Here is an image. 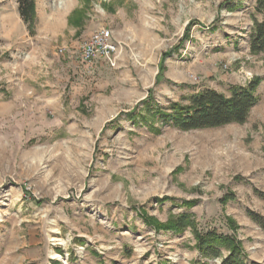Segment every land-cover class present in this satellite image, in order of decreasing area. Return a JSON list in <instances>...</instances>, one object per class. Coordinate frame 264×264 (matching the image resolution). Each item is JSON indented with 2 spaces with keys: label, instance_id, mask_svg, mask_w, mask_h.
Segmentation results:
<instances>
[{
  "label": "rangeland",
  "instance_id": "374dc122",
  "mask_svg": "<svg viewBox=\"0 0 264 264\" xmlns=\"http://www.w3.org/2000/svg\"><path fill=\"white\" fill-rule=\"evenodd\" d=\"M35 2L29 29L0 0V264H219L227 251L202 257L191 226L234 235L264 264L249 217H264L258 0ZM98 28L120 46L116 67L65 66ZM252 80L259 101L242 124L181 131L156 113L185 104V86ZM180 215L192 225L170 229Z\"/></svg>",
  "mask_w": 264,
  "mask_h": 264
},
{
  "label": "trees",
  "instance_id": "16d2710c",
  "mask_svg": "<svg viewBox=\"0 0 264 264\" xmlns=\"http://www.w3.org/2000/svg\"><path fill=\"white\" fill-rule=\"evenodd\" d=\"M17 12L29 29L35 21V0H15ZM264 7V0H258L257 10ZM249 50L252 53L264 52V21L253 20L249 34ZM257 80H252L246 86H233L230 95L214 89H203L190 95L185 104L171 103L168 112L156 111L162 123L181 130L217 128L228 124H242L245 122L249 111L258 103L255 94ZM146 103V100H144ZM150 111L147 109V112ZM264 200V193L259 194ZM250 219L264 231V217L249 212ZM192 225L189 216L180 215L171 222L170 229L182 231ZM192 227L197 248L202 257L218 258L221 250H226L227 255L221 258L219 264H257L248 263L241 256L240 244L234 235L221 234L216 230L199 231Z\"/></svg>",
  "mask_w": 264,
  "mask_h": 264
},
{
  "label": "built area",
  "instance_id": "2783aa9c",
  "mask_svg": "<svg viewBox=\"0 0 264 264\" xmlns=\"http://www.w3.org/2000/svg\"><path fill=\"white\" fill-rule=\"evenodd\" d=\"M120 55V46L112 38L110 30L98 28L80 46V62L92 66L95 62H104L115 68ZM196 80V78H193Z\"/></svg>",
  "mask_w": 264,
  "mask_h": 264
},
{
  "label": "crops",
  "instance_id": "0c3cea01",
  "mask_svg": "<svg viewBox=\"0 0 264 264\" xmlns=\"http://www.w3.org/2000/svg\"><path fill=\"white\" fill-rule=\"evenodd\" d=\"M36 3V2H35ZM40 5H41V3H40ZM82 6V4L81 3H79L78 2V7H81ZM43 7V6H42ZM35 10H36V4H35ZM16 19H17V21L18 22H21V23H23V21L21 20V18H20V16H19V14H18V12H17V15H16ZM78 53V55H80V52H77V50H73V51H68V54H66V55H62V61H63V63H64V65L65 66H67V65H69V66H67V67H70L71 69H72V71L73 70H75V69H78L80 72H81V70L80 69H85L86 71H88L89 72V70L91 69L92 70V73H91V75H96V77H97V75H99L100 73H101V71H102V69H103V67L104 66H107L104 62H95L92 66H88V65H81L82 67H80L79 66V64H80V61H78L79 60V57L80 56H78V57H75L76 56V54ZM74 57H75V59L77 60L76 62H75V60H74ZM80 68V69H79ZM90 68V69H89ZM81 73H83V72H81ZM83 75V77H84V75H85V73L84 74H82ZM193 74H190L189 75V77L190 76H192ZM83 77H80L81 79H83ZM134 83H136V82H134ZM71 85V84H70ZM63 85L62 84H60V83H58V86H57V88L60 90V91H58V93H57V97L58 98H62V96L64 95V93H65V91H63ZM67 86H65V88H66ZM206 88H209V89H214V90H216V91H218L215 87H212L211 85L210 86H198V87H196V88H192L191 86H185L184 87V89H185V91L187 90V94H186V96H185V101H186V99L190 96V95H192V94H195V93H197V92H199L200 90H203V89H206ZM82 89V88H81ZM62 90V91H61ZM219 92V91H218ZM83 93H84V91L82 90L81 91V94H80V96L82 97L83 96ZM222 93V92H221ZM225 96H229L230 95V90L229 91H227L226 93H223ZM66 96H67V93H66ZM66 96H64V97H66ZM68 96H70V95H68ZM49 101H54V100H49ZM232 124H234V123H232Z\"/></svg>",
  "mask_w": 264,
  "mask_h": 264
},
{
  "label": "bare ground",
  "instance_id": "6f19581e",
  "mask_svg": "<svg viewBox=\"0 0 264 264\" xmlns=\"http://www.w3.org/2000/svg\"><path fill=\"white\" fill-rule=\"evenodd\" d=\"M67 8V7H66Z\"/></svg>",
  "mask_w": 264,
  "mask_h": 264
}]
</instances>
